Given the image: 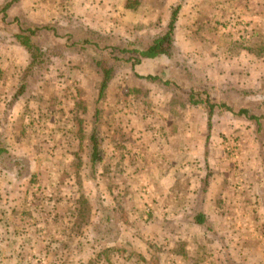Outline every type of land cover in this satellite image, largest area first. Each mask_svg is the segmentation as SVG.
<instances>
[{
  "label": "crops",
  "instance_id": "obj_1",
  "mask_svg": "<svg viewBox=\"0 0 264 264\" xmlns=\"http://www.w3.org/2000/svg\"><path fill=\"white\" fill-rule=\"evenodd\" d=\"M151 1L154 0H65L86 24L95 26L84 24L85 27H53V31H42L38 41L40 38L43 45L44 40L52 43L47 44L52 63L46 68L42 64L31 69L32 55L13 36L0 39V43H8L7 50H0V264H264V242L258 249L242 242L245 234L251 236L252 224L256 227L264 221L261 193L264 183H246L242 187L232 178L233 183H209L206 189L203 183L209 166L206 146L193 141L191 148L172 152L173 168L158 176L160 183H142V178L132 179L130 183L135 171L131 177L127 172L116 175L114 171L120 158L124 159L121 164L125 169L129 164L123 151L116 149L111 159L102 152V160L94 163L91 150L94 132L84 141L72 131H64L59 126L64 123L61 110L67 108L66 104L58 100L60 107L54 112L48 98L44 100V72L54 61L63 60V54L55 52L58 45L64 46L69 38L71 43L83 44L95 35L113 43L143 46L144 27H110V24L115 17H121L120 23L128 25L129 16L140 19L147 18L146 14L157 16L160 11ZM181 1L166 0L163 8L171 18L173 10L180 7L175 45L177 25L184 22V15L194 29L198 17L212 21V17L223 15L226 10L224 0L218 4L214 0ZM23 14L27 16L25 10ZM57 15L49 17L44 2V26L56 23L60 18L55 19ZM169 22L165 21L162 34ZM14 29L18 32L17 27ZM254 29L255 36L250 32L249 38L264 35V27H250L251 31ZM63 49L68 54L73 48ZM79 52L87 54L92 61V56L97 54L90 47ZM59 71L56 68L45 74L51 77ZM7 76L10 80H6ZM114 82L115 77L105 92ZM184 82L187 85L188 80ZM60 91H56L57 97L63 96ZM186 101L185 125L193 127L200 122L201 132L208 131L206 111ZM94 111L97 113L96 106ZM44 112L48 113L45 121ZM135 122L142 124L143 118L137 117ZM235 130L232 127L228 131L236 133ZM190 132L191 128L186 129L187 135ZM166 151H170L169 145L164 144L163 154ZM104 162L110 173L102 178L96 168ZM149 162L152 164L151 159ZM217 169L213 177L222 176L226 180L221 168ZM90 172H95L93 181ZM182 178L188 179V183H181ZM242 188L253 198L254 213L242 212ZM143 190L151 195L147 200L152 209L147 211ZM226 202L232 205L230 211H225ZM210 235L220 237L202 243Z\"/></svg>",
  "mask_w": 264,
  "mask_h": 264
},
{
  "label": "rangeland",
  "instance_id": "obj_2",
  "mask_svg": "<svg viewBox=\"0 0 264 264\" xmlns=\"http://www.w3.org/2000/svg\"><path fill=\"white\" fill-rule=\"evenodd\" d=\"M183 1L185 0L181 2ZM186 1L188 3V0ZM5 2L0 0V5ZM20 2L11 9L10 20L22 17L35 25L44 26L45 2L49 9V17L58 13L55 19L60 17L57 22H61L63 27L95 26L86 24L84 18L81 15L77 16L65 0H24L23 4ZM151 2L158 8L161 15L146 14L145 19H140L136 15L129 16L127 17L128 25L120 23L121 17H115L110 27H144L145 41L143 43H149L163 33L166 27L165 21L170 19V15L168 16L163 9L166 0ZM224 2L226 10L223 15L212 17V21L198 17L194 29H191L187 15H184V22L177 25L175 34L177 37L175 61L187 65L195 77L203 81L198 83V86H203L205 83L210 86V92L218 104L225 101L233 108L231 110L233 112H229L226 108H216L210 131L202 133L200 122L193 127L185 125L187 97L177 88L185 89L195 86L189 81L185 85L179 77L171 78L169 71L164 75L163 81L147 77L148 70L153 74L157 72L159 66L163 65L161 61L138 72L130 70L128 65L119 67L114 76L115 82L100 97L102 74L92 59L90 60L85 53H78L79 48H73L66 54L60 45L56 47L55 52L59 55L63 54V60L54 61V65L44 72V100L48 98L49 106L54 112L57 111L56 107L60 99V104L65 103L67 107L61 110L65 124L62 123L59 127L66 132L72 131V134L80 136L84 141L90 133L97 131L104 157L108 154L111 159V154L116 152V149L123 151L124 158L128 157L129 164L125 169V165L121 164V162L124 163V159L118 157L119 164L114 171L116 175L127 172L128 177H131L135 171L130 183L132 179L139 178H142V183H160L161 179H158V176L167 174L170 168H173L170 163L172 152L177 148H191L192 141L206 146V164L209 165L206 168L208 171L206 180L203 182L206 183V189L209 188V183H233L232 178L234 183H241L242 187L246 183H264V123L261 128H258L245 116L235 115L241 108H247L252 114L264 119V110L258 108L259 100L256 99L259 97L258 94H264V35L260 33L254 39L255 29L250 30V27H264V0H224ZM213 3L218 4L219 0H214ZM251 4H257V6ZM202 8H204L203 5ZM24 10L27 16L23 14ZM96 19L99 20L100 17ZM0 27L16 26L3 24L0 17ZM77 32L80 31L77 30ZM250 32L251 35L253 34L251 38L248 37ZM6 35L8 34L0 31V39ZM47 42L52 44L50 41ZM7 46L8 43H0V50L6 49ZM56 63L65 65L60 66ZM52 67L53 70L50 69ZM56 68H60L58 75L50 77L45 74L50 70L55 71ZM171 69L175 75V70ZM169 79L171 82L167 83ZM6 80H10V77L7 76ZM59 89L63 93V96L59 95L61 98L56 94ZM232 89L246 93L242 95L246 97L240 96L241 99L235 97L236 102L230 99L228 101L226 98L228 95L234 96V92H230ZM243 98L254 101L247 104L248 101H243ZM97 101L100 104H97ZM95 106L97 113L94 111ZM196 111H193L194 116L197 114ZM47 117L48 113L44 112V121ZM137 117L143 118L142 124H136ZM214 121L217 122L214 123ZM232 127H236V133H231L232 130L228 131ZM190 128L191 132L187 135L186 129ZM164 144L169 145L170 149L166 151V154H163ZM149 159L152 160V164ZM217 168H221L226 180L222 176L213 177L218 172ZM96 172L102 178L110 173L105 162L97 166ZM90 173L93 181L96 178L95 172ZM181 183H188V179L182 178ZM249 190L252 191V189ZM246 191L247 189L243 190L241 194L242 212L254 213L253 198H250ZM261 193L263 198L264 189ZM142 194H145L142 197L146 211L152 209V204L147 200L151 195L148 196L144 190ZM263 202L262 205H264ZM224 208L225 211H230L232 205L226 202ZM210 211L216 214L212 209ZM263 223L264 221H261V224H257L256 227L252 224L251 236L245 234L242 242L246 241L245 244L254 245L258 249L264 242V235H260L264 231ZM210 236L212 237L204 238L202 243L207 244L220 237Z\"/></svg>",
  "mask_w": 264,
  "mask_h": 264
},
{
  "label": "trees",
  "instance_id": "obj_3",
  "mask_svg": "<svg viewBox=\"0 0 264 264\" xmlns=\"http://www.w3.org/2000/svg\"><path fill=\"white\" fill-rule=\"evenodd\" d=\"M6 2L3 5H0V17L3 24L16 26L18 28V32H14V27H0V31H4V33L13 36L17 42L24 47L31 55H32V63L30 68L33 69L39 65L44 64V68L49 66L52 62L50 54V45L47 41L44 40V45L40 36L42 31H53V27H63L61 22H56L52 25L38 26L27 19L25 20L22 17H16L10 20V11L11 9L19 3L21 0H5ZM130 7V6H129ZM180 11V7L173 10L170 18V22L168 25L167 31L160 35L159 37L152 40L150 43L145 44L144 46L138 45L135 43H113L111 39H107L100 36H89L83 44H78L72 42L71 38L68 39L67 43L62 47L67 48H76L79 50H83V48L90 47L93 48L97 53L93 57V62L101 71L102 74V84L99 90V96L102 97L105 93L107 86L110 84L112 79L117 72V69L121 66L130 65L134 71L145 70L146 67H151L156 62L161 61L163 65L159 66L157 69V75L150 73L148 70L149 76L148 78L156 80L161 79L163 81V77L168 71L171 73V78L179 77L182 80H188L192 82L194 88H177L181 94L186 95L190 104L194 107L200 108L209 116V130L212 128V118L214 115V111L216 108H226L229 112L233 108L229 106L225 101L223 103L218 104L212 93L210 92L211 87L206 85L198 86V83H202L200 79H197L193 74L192 70L179 61H175L174 52H175V40L174 33L176 30V23L178 18V13ZM41 27V28H39ZM70 27V26H66ZM3 28V29H2ZM94 38V39H93ZM48 44V45H47ZM43 46V47H41ZM80 46V47H79ZM52 49V48H51ZM49 50V51H48ZM145 66V67H144ZM176 72L173 75L172 69ZM31 69H29L31 71ZM142 76V75H141ZM155 76V77H154ZM167 83L171 82L166 81ZM205 82V81H204ZM234 92L233 95H228L226 98L236 102L234 99L246 94L237 89H232L230 92ZM229 93V91H228ZM259 97L256 98L259 100L260 109L264 110V94H258ZM246 97V96H242ZM243 101H248L247 104L254 101L253 99L243 98ZM235 114V113H234ZM237 116H245L254 124L256 127L261 128L264 123V119L254 115L247 108H241L235 114ZM260 130V129H259ZM91 150H92V161L99 162L102 160V148L100 144L99 133L94 131L91 136ZM198 223H201V220H197Z\"/></svg>",
  "mask_w": 264,
  "mask_h": 264
}]
</instances>
